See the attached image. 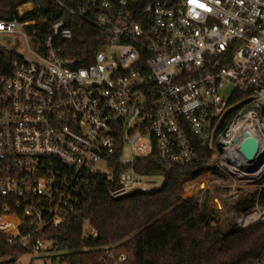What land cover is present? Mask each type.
I'll return each instance as SVG.
<instances>
[{
	"label": "built area",
	"instance_id": "1",
	"mask_svg": "<svg viewBox=\"0 0 264 264\" xmlns=\"http://www.w3.org/2000/svg\"><path fill=\"white\" fill-rule=\"evenodd\" d=\"M56 2L94 27L90 60L55 44L73 35L62 18L43 42L28 33L34 21L0 19V35L16 39L0 45L15 56L0 72V232L21 250L0 264L31 256L67 264L33 236L62 225L97 176L111 178L115 157L124 170L111 194L120 197L163 185L162 176L139 173L137 160L156 152L165 166H184L204 148V167L258 187L256 207L237 225L263 222L264 0ZM248 137L263 143L256 162L240 150ZM101 264L132 262L111 245ZM254 264H264V252Z\"/></svg>",
	"mask_w": 264,
	"mask_h": 264
},
{
	"label": "trees",
	"instance_id": "2",
	"mask_svg": "<svg viewBox=\"0 0 264 264\" xmlns=\"http://www.w3.org/2000/svg\"><path fill=\"white\" fill-rule=\"evenodd\" d=\"M61 1L73 7L84 0ZM28 3L32 8L21 13L19 9ZM61 18L73 35L68 40L57 39L55 44L61 45L66 56L90 60L96 48L94 27L66 12L56 0H0V19L34 21L27 30L40 42L50 34L52 23ZM13 57L0 50V72ZM210 157V152L201 148L194 163L167 167L154 152L137 160L135 168L142 174L162 176V187L147 194L113 197L111 192L124 170L115 157L110 165L112 177L97 176L75 212L59 227L35 234L32 242L44 239L54 253L52 260L67 264H101L105 248L111 245L128 252L132 264H254L264 252V221L249 228L235 224L224 230L216 223L208 198L183 197L187 180L209 170L213 176L223 177L220 170L203 166ZM259 202L264 206V193ZM253 206L254 201L243 210ZM90 228L97 231L96 239L89 236ZM20 253V249L9 247L7 236L0 232V256Z\"/></svg>",
	"mask_w": 264,
	"mask_h": 264
},
{
	"label": "rangeland",
	"instance_id": "3",
	"mask_svg": "<svg viewBox=\"0 0 264 264\" xmlns=\"http://www.w3.org/2000/svg\"><path fill=\"white\" fill-rule=\"evenodd\" d=\"M31 8L32 4L28 3L22 6L19 11L24 12ZM15 43V37L11 35H0V45L5 47H16ZM32 46L37 47V44H32ZM20 50L24 52L25 48L22 47ZM230 92L231 88H228L226 94ZM220 172L223 177L213 176L211 171H207L204 175L194 180H187L184 183L183 197L188 198L197 195L201 200L208 198L210 209L215 210L214 218L216 223L222 229L227 230L237 224V218L245 212L243 209L246 208L250 202L254 201V206L252 208L256 207V193L258 187L236 183L234 177L229 173L224 171ZM258 205L261 209L264 208L259 200ZM42 260H39L37 256H31L29 258H19L17 262L20 264H30L34 261L35 264H43Z\"/></svg>",
	"mask_w": 264,
	"mask_h": 264
},
{
	"label": "water",
	"instance_id": "4",
	"mask_svg": "<svg viewBox=\"0 0 264 264\" xmlns=\"http://www.w3.org/2000/svg\"><path fill=\"white\" fill-rule=\"evenodd\" d=\"M244 156L251 162H256L263 150V143L256 137H248L240 148Z\"/></svg>",
	"mask_w": 264,
	"mask_h": 264
},
{
	"label": "bare ground",
	"instance_id": "5",
	"mask_svg": "<svg viewBox=\"0 0 264 264\" xmlns=\"http://www.w3.org/2000/svg\"><path fill=\"white\" fill-rule=\"evenodd\" d=\"M260 172H261V173H264V170H261Z\"/></svg>",
	"mask_w": 264,
	"mask_h": 264
}]
</instances>
